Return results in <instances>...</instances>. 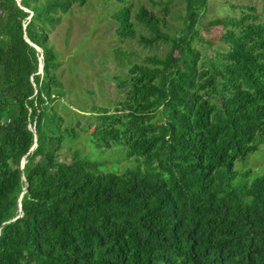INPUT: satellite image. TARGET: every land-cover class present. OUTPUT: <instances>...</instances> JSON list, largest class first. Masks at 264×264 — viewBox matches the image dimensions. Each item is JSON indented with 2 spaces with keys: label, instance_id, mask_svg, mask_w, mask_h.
<instances>
[{
  "label": "trees",
  "instance_id": "1",
  "mask_svg": "<svg viewBox=\"0 0 264 264\" xmlns=\"http://www.w3.org/2000/svg\"><path fill=\"white\" fill-rule=\"evenodd\" d=\"M117 1L119 40L163 50L115 51L123 100L68 127L50 36L90 0H0V264H264V172L234 169L264 144V22L249 6L211 20L226 48L206 57L195 26L208 0L160 13ZM84 136L142 168L99 170L73 148ZM237 173L247 182L232 187Z\"/></svg>",
  "mask_w": 264,
  "mask_h": 264
},
{
  "label": "rangeland",
  "instance_id": "2",
  "mask_svg": "<svg viewBox=\"0 0 264 264\" xmlns=\"http://www.w3.org/2000/svg\"><path fill=\"white\" fill-rule=\"evenodd\" d=\"M166 0H127L135 11L144 6L154 13L161 12V2ZM253 7L259 22H264V0H208L206 9L201 14L195 29L202 42L195 45L201 54L212 57L217 52H223L226 45L219 40L220 28L210 27L208 23L216 18L239 16V7ZM120 7L117 0H90L89 5L79 10L75 9L73 15L66 16L61 24L52 32L50 41L58 52L61 66L58 78L67 92V96L60 99L57 104L58 113L65 118V123L71 122L68 127L75 125V118L81 124H87L90 116V107L96 106L114 110L115 102L123 100L124 89L119 83L126 74L127 67H120L114 59V52L119 50L130 55L133 62H139L146 55L161 53L163 47H144L134 40L121 42L116 35V22L113 14ZM183 11L167 16L169 27L174 30L182 28ZM127 59H124L126 63ZM67 106L68 109L64 107ZM84 111L77 117L75 114ZM83 117V118H82ZM91 119V118H90ZM89 160L99 163L101 171L123 172L129 168H142V160L123 158L121 147L99 149L90 145L86 137L80 138L73 144ZM123 150V149H122ZM71 150L67 148L59 152V160L69 161ZM113 169V170H112ZM235 171L244 173L250 171L251 175L264 172V144L242 164L236 162ZM237 173V174H238ZM236 175L232 187L245 184L247 178ZM250 175V178L252 177ZM249 181V179H248Z\"/></svg>",
  "mask_w": 264,
  "mask_h": 264
},
{
  "label": "water",
  "instance_id": "3",
  "mask_svg": "<svg viewBox=\"0 0 264 264\" xmlns=\"http://www.w3.org/2000/svg\"><path fill=\"white\" fill-rule=\"evenodd\" d=\"M27 41H28V40H27ZM32 46H33V45H32ZM33 47H35V46H33ZM35 49H36L37 51H40L39 48H37V47H35ZM40 73H42V64H40V67H39V74H40ZM35 148H36V144H34V146L31 148L30 152L33 151ZM25 163H26V161H25V159L23 158L22 161H21V167H20L21 171H23L24 166H25ZM22 179L24 180L23 176H22ZM19 203H20V199H19ZM19 203H18V211L20 212L21 209H20V204H19ZM19 217H20V216L16 217L14 220H16V219L19 218ZM14 220H11V221H14ZM8 223H9V222H8Z\"/></svg>",
  "mask_w": 264,
  "mask_h": 264
}]
</instances>
